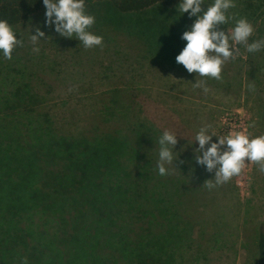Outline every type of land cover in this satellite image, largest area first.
<instances>
[{
  "label": "trees",
  "instance_id": "16d2710c",
  "mask_svg": "<svg viewBox=\"0 0 264 264\" xmlns=\"http://www.w3.org/2000/svg\"><path fill=\"white\" fill-rule=\"evenodd\" d=\"M180 2L85 0L87 14L98 16L89 31L112 46L124 35L128 49L157 73L191 75L176 57L187 43L183 33L198 17L180 13ZM243 3L227 15L256 25L250 43L264 39V11L256 14L260 5L254 0ZM42 10L43 0H0V19L13 30ZM234 26L231 19L218 28L228 32ZM58 37L59 46L61 40L71 43L62 59L67 65L88 56L90 48L78 38ZM45 67L19 68L18 75L0 67V264H22L25 257L28 264H184L194 234L191 197L186 200V190L173 194L167 184L187 176L170 169L183 160L186 168L198 166L212 174L196 162V153L182 159L185 151L178 140L174 165L159 175L158 140L163 131H172L169 124L141 115L121 84L96 91L85 80L66 85L68 91L56 96L58 76L42 73ZM34 82L50 89L38 91ZM255 85L262 94L258 107L264 127V86ZM256 245L254 264H264V220Z\"/></svg>",
  "mask_w": 264,
  "mask_h": 264
},
{
  "label": "rangeland",
  "instance_id": "374dc122",
  "mask_svg": "<svg viewBox=\"0 0 264 264\" xmlns=\"http://www.w3.org/2000/svg\"><path fill=\"white\" fill-rule=\"evenodd\" d=\"M254 1L260 5L255 13L264 11V0ZM213 2L214 0H205L202 9L206 10ZM234 2L236 6L233 14L238 7L246 6L243 0ZM232 11L233 9L230 12ZM186 13L187 16L190 15V10ZM95 14L91 15L96 19L98 16ZM46 21V10H42L40 15H36L25 27L14 29L17 39H23L24 43L23 46L14 48L11 59L0 56L3 61L0 67L5 72L18 75L19 68L25 69L26 72L27 69L43 68V65H47L42 73H48L51 78L58 76L53 81L57 86L54 88L57 91L54 92L56 96L68 91L69 84L85 80L92 81L93 84L87 88H94L96 91L121 84L127 91L128 99L133 96V103L140 107L141 115L149 116L161 125L169 124L172 131L178 134V140H181L180 144L185 151V158L182 159L191 157L199 147L195 136L205 124H210V132L217 135L212 137L211 142H218V136H227L237 131L245 132L250 138L264 135L258 105L262 94L256 85L254 92L248 88L250 83L255 84L257 81L264 86V49L249 53L242 44L237 45L239 55L236 59L225 62L221 80L200 77L195 72L184 76L171 70L157 73L144 64V59L137 56V51L128 49L130 42L124 35H120L121 40L117 42V46L103 42L102 46L90 48L88 56H83V59L73 58L71 66V62L67 65L66 61L62 60L70 53V47L66 50L65 45L71 43L61 40L59 46L56 41L59 33L55 30V24L49 26ZM232 22L235 24L234 20ZM254 26L253 37L256 36L255 32L258 33L256 25ZM37 28L43 31L45 36L35 45L39 47V53H34L30 36L36 34ZM219 29L222 30V27ZM175 31L179 33L178 30ZM256 40H259V37L254 41ZM59 65L65 70L58 69ZM46 68L56 70L52 73ZM71 68L72 71H68ZM197 80L203 81L210 90L205 92L203 88L194 87ZM34 83L38 91L45 92L50 89L47 85ZM211 142L206 147H210ZM226 147L222 146V149L226 150ZM11 165L14 163L11 162ZM170 170L173 175L177 171L178 174L187 176L181 180L184 181L182 185L179 181L181 176H175V180L167 184L172 188L173 194L177 196L178 192L184 193L186 190V200L191 197L192 207H189L188 212L190 220L193 221L194 234L193 240L188 242L190 246L186 247L184 264H254L256 237L264 220V172L258 169V165L246 160L239 175L212 189L203 184L209 179H215V170L210 172L212 175H208L198 166L186 168L183 160ZM191 213L202 215L193 216ZM194 218L199 223L195 224ZM202 231L204 232L200 237ZM213 234L219 239L213 240ZM197 249L204 252L196 255ZM196 256H200L199 259L193 260Z\"/></svg>",
  "mask_w": 264,
  "mask_h": 264
},
{
  "label": "clouds",
  "instance_id": "9594fccd",
  "mask_svg": "<svg viewBox=\"0 0 264 264\" xmlns=\"http://www.w3.org/2000/svg\"><path fill=\"white\" fill-rule=\"evenodd\" d=\"M46 6L47 24H55V30L65 37L78 38L86 49L102 46L103 37L93 34L89 29L95 23V17L87 14L85 0H43ZM205 0H181L178 5L180 13L190 10V16L198 17L190 30L183 33L182 39L186 46L176 57L189 73H197L200 77L216 80L222 79L223 65L229 59H236L239 55L237 45H244L246 51L255 53L264 49V39L249 43V38L254 32L253 25L246 17L236 18L228 16L230 8H234V0H214L202 9ZM53 17L55 19H53ZM235 21V26L225 32L218 28L227 24L229 20ZM45 33L39 28L36 34L30 36L34 45L33 52L39 53L38 42ZM23 39H17L16 33L6 19H0V52L6 59L12 58L14 48L23 46ZM194 87L203 88L205 92L210 89L203 81L197 80ZM250 91H255V84L248 85ZM210 124L200 127L195 136L199 147L195 149V160L200 165L206 166L207 171L215 170V179L207 180L203 185L209 189L228 182L233 176L239 175L246 163L255 162L258 169L264 172V135L250 138L243 131L229 133L227 136H218V142H211L214 132H210ZM210 147H206L209 143ZM158 173L161 176L168 174L166 165H174L176 156L174 149L178 143V134L171 130L163 131L159 137ZM227 146L226 150L222 146ZM22 264H28L23 258Z\"/></svg>",
  "mask_w": 264,
  "mask_h": 264
}]
</instances>
